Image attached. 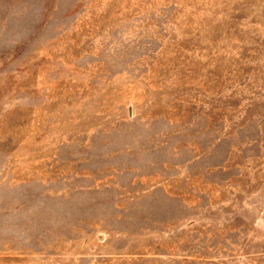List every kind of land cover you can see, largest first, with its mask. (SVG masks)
<instances>
[{
	"label": "rangeland",
	"instance_id": "obj_1",
	"mask_svg": "<svg viewBox=\"0 0 264 264\" xmlns=\"http://www.w3.org/2000/svg\"><path fill=\"white\" fill-rule=\"evenodd\" d=\"M0 264H264V0H0Z\"/></svg>",
	"mask_w": 264,
	"mask_h": 264
}]
</instances>
